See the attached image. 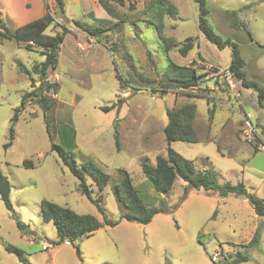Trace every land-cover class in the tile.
<instances>
[{"label": "rangeland", "instance_id": "rangeland-1", "mask_svg": "<svg viewBox=\"0 0 264 264\" xmlns=\"http://www.w3.org/2000/svg\"><path fill=\"white\" fill-rule=\"evenodd\" d=\"M169 3L175 7V13L170 9L159 18L154 15L158 3L153 0L111 2L117 25L108 26L107 31L92 39L73 24H67L61 14L57 22H65L71 29L68 28L60 45L56 67L47 76L51 82L58 81L56 93L40 90L43 79L33 72V67L43 61L40 47L33 45L32 50H27L15 39L0 37V170L9 181V198L16 218L24 224V230H19L0 199V264H226L236 252L248 258L237 264H264V224L258 223L257 241L249 244L244 238L245 223L255 224L248 201H224L213 191L210 192L216 195L190 189L187 196L192 197L181 204L186 184L181 178L177 177L171 190L160 196L142 173L141 161L154 165L157 155H166V110L183 101L194 102L200 114L194 121L197 136L217 139L170 142L169 147L193 161L196 171L212 170L217 182L223 185L240 182L243 167L264 170L263 152H249L252 145L246 143L235 154H227L231 151L228 139L225 134L219 137L226 118L238 122L232 108L222 105L220 100L237 99L224 91L212 93L217 104L211 108L213 114L209 118L207 109L213 101L203 98L206 95L201 86L211 83L207 66L228 67L231 48H219L198 31L197 9L192 0ZM206 7L213 32L237 44L246 79L264 90V0H206ZM145 12L150 17L141 19ZM53 26L58 27L56 31L61 30L59 25L51 24L45 32L54 33ZM161 36L172 38L178 45L188 37L196 40L188 55L182 57L175 46L165 51ZM170 62L192 65L199 75L197 87L190 92L174 88L166 79ZM164 85L168 87L161 93L158 88ZM31 90L43 92L48 112H43L41 100L28 97L14 125L12 144L4 148L14 109L20 106L22 95ZM239 91V100H248L245 111L256 114L260 110L257 91L249 88L246 96L241 88ZM262 104L264 107V99ZM201 115L205 121H201ZM62 123L75 128L73 144L64 146L75 162L90 160L110 176L102 190L87 177L91 196L102 207L103 214L80 192L78 179L51 149L46 126L53 141L61 143ZM25 161L32 166L24 165ZM121 169L128 172L147 203L161 205L165 211L147 224L120 220L115 226H104L68 241L69 245L53 244L56 229L51 222L42 220L41 200L79 214H91L100 221L103 215L118 221L120 212L111 185L119 182ZM7 243L23 251V260L5 250Z\"/></svg>", "mask_w": 264, "mask_h": 264}, {"label": "trees", "instance_id": "trees-1", "mask_svg": "<svg viewBox=\"0 0 264 264\" xmlns=\"http://www.w3.org/2000/svg\"><path fill=\"white\" fill-rule=\"evenodd\" d=\"M192 1L195 3L197 9L198 31L209 42L217 45L219 48H222L225 45H228L231 48V60L228 64V68L233 72L242 87L253 88L257 91V102L259 105L263 106L262 100L264 99V90L261 89L255 81L246 79L245 72L243 70L244 61L239 54L237 44L230 39L223 40L219 35L213 32L207 21L208 9L206 7V0ZM55 2L57 10L64 14L65 0H55ZM103 2H115L122 4L123 0H103ZM66 21H68V23L71 22V24L82 30L90 37L98 36L107 31L108 26L117 25L118 23L111 22L107 19H101L99 20V24L92 26L86 25L76 19ZM51 24L59 25L61 30L55 31L52 34L45 33V30ZM65 24V22L60 24L57 22L54 17V13L50 11L48 6L46 13L42 17L32 20L19 27L7 25L6 22L0 19L1 38L8 40L15 39L16 41L22 43L27 50H32L33 45L40 47V54L43 56V61H41L39 65H35L33 67V72L37 73L41 79H43L40 90H51L56 93L59 89L58 81L51 82L48 80L47 76L49 71L54 69L57 65L60 45L63 42L65 34L69 31ZM243 26L245 28L244 24ZM159 39L164 45L163 48L165 51H168L169 48L171 49V47L175 46L177 47L178 53L182 57L188 55L194 47L196 40L194 37H188L178 45V43L173 42L171 39H166L163 36L159 37ZM198 57L200 58V55ZM169 66L171 67V70L170 74L166 76V79L174 85V88L182 91L183 89H191L192 86L197 84L199 75L196 73V69L192 65H177L170 62ZM161 87L166 89L168 86L164 85ZM164 91L162 90L161 93ZM31 96H35L38 100H41L43 112H48V103L43 92L40 94H37L33 90L25 92L22 95L20 106L14 109L13 115L10 118L8 141L4 144V148H7L12 144L14 139V125L17 122L19 112L24 107L27 98ZM203 98L207 102L213 101V107L215 106V98L211 96H204ZM105 109L107 110V108ZM209 111L212 113L213 110L209 109ZM166 115L167 123L163 128L168 145L166 155H157L154 165H151L146 161L140 162L142 173L144 174L146 180L149 181L154 192L160 196L166 195L171 190L174 180L179 177L186 183L183 187V193L180 199L181 201L187 197L190 189L213 191L222 197L232 194L246 198L254 212L259 216H264V199L250 191L243 182H237L236 184L226 182L223 185H220L217 182L215 172L209 169L196 171L193 161L184 158L182 155L169 147L171 141H199L194 128V119L196 115L195 103L183 101L174 108L167 109ZM46 130L49 133L51 149L57 152L61 161L78 179V188L80 192L83 193L92 203H94L97 209L103 214L102 207L99 205L97 200L93 199L91 196V189L89 188L87 177H89L96 184L99 190H102L109 182V174L103 171L99 165L90 160L77 164L66 151L64 146H70L74 142L75 128L73 126L66 123H62L60 125L59 139L61 143H55L53 141V137L50 135L51 133L48 126H46ZM115 137L117 140L116 133ZM254 149L257 151L256 148ZM24 165L32 166V163L30 161H25ZM119 172L122 173V177L119 182L112 183L111 185V191L120 212L118 221L109 219L105 215H103V221H100L91 214H79L68 207L58 205L46 199L41 200L40 211L42 220L44 222H51L56 229L57 239L53 241V244H60L65 240L75 241L83 236H87L97 231L100 228H103L104 226H115L120 220L147 224L155 215L165 211L161 205L158 207L150 205L141 197L126 170L121 169ZM9 192V181L0 170V199L4 203L6 209L11 212L18 229L23 231L24 224L16 218L9 198ZM257 238L258 233H255L249 241V244L257 241ZM5 250L14 253L20 261L23 260V251L15 245L9 243L5 244ZM247 259L246 255L236 252L231 260L226 264H237L239 262L246 261Z\"/></svg>", "mask_w": 264, "mask_h": 264}, {"label": "crops", "instance_id": "crops-1", "mask_svg": "<svg viewBox=\"0 0 264 264\" xmlns=\"http://www.w3.org/2000/svg\"><path fill=\"white\" fill-rule=\"evenodd\" d=\"M153 1L158 3L156 13H154V15H156L157 17L161 18V15L163 16L165 12H170V9H172L175 13V7H173V5L171 3H169V0H153ZM110 3L111 2H103V0H65V8H64L65 12H64V14H62L55 7L56 6L55 0H0V19H2L4 22H6L7 25H10L13 27H19V26L24 25V24H26L32 20H35L39 17H42L46 13L47 6H48L50 8V10L54 13L55 19L58 21L61 20V14H62L65 21L76 19V20H79L86 25H92L93 26V25L99 24V20H101V19H107V20H110L111 22H117L118 21L117 15L113 11V9H112L113 6ZM142 16L143 17H141V19H144V17H146V16L150 17V14L148 12H145V14L143 13ZM135 19H138V18H135ZM66 23L71 24V22H69V23L66 22ZM68 28L71 29V27H68ZM53 30L54 31L58 30V27L54 28V26H53ZM88 38L92 39V37H90V36H88ZM166 39L172 40V38H166ZM200 54H198V56ZM201 56L203 57V59L207 60L202 54H201ZM241 90H242V94H243V91H245L244 95L246 96L247 95L246 92H247V90H249V88H244L241 86ZM223 91L229 93L226 89H220L216 92L224 93ZM229 95H230V93L228 94V96ZM166 98H167L166 96L163 97L164 100H166ZM220 101L222 102V105H225L226 107H229L228 106L229 104L236 103L235 100H220ZM251 101H253V100H251ZM214 102H215V104H217L216 100H214ZM247 102H248V100H240L242 109H244V105L247 104ZM257 105L260 108V110H258V112L256 114L255 113L252 114L251 112H249V113L252 116V119H253L255 126L257 127V129L260 132L261 140L264 141V112H263L264 107L259 105V104H257ZM211 108H213V106H210L207 109V111L209 113V118H212V115L210 116V111H209V109H211ZM212 114H213V111H212ZM198 115H200V114H198L196 112L194 121L196 120V117ZM237 117H238V115H237ZM201 121H205L203 116H202ZM240 124L241 123H240L239 117H238V122H236V123L230 122L229 119L226 118V120L222 123V126L220 127L219 132L222 131V133H220L219 137L222 136V134H225L227 139H228L227 145L229 147L231 146V151H230V153H227V154H231V155L235 154L237 151H239L242 148L243 144H246V142L242 139V137L239 134ZM198 138H199V141H208V140L215 139V138H212V139L211 138L210 139L200 138L199 136H198ZM215 140H217V139H215ZM247 145H249V144H247ZM250 147H251L250 148L251 150H248V151L251 153H255L256 151H255L254 147L253 146H250ZM259 152H261V151H259ZM220 153L222 154V152H220ZM262 155H264V154H262ZM254 156H256V155H254ZM240 171H241V178H240L241 181L240 182H244L246 184L247 188L251 189L252 192H254L256 195H258L264 199V170L260 169L259 167L251 169V170L250 169L246 170L243 167V168H241ZM208 192H202V193H203V195L214 194V193H211L210 191H208ZM214 195H216V194H214ZM190 197H192V195H188L182 201L181 204H184ZM220 197H222V196H220ZM232 197H234V198H231L228 195V196L222 197V199H224V201H233V199H242V200H240L242 204L247 203V199L244 198L243 196L232 195ZM248 208L253 211L252 217H253L254 223L256 225L253 224L252 226H250V224L245 223V226H244L245 237L244 238L247 239V242H249L251 240V238L253 237V235L255 233H259L258 232L259 231L258 230L259 229L258 223L261 222L262 224H264V216L257 215L254 212L251 205H250V207L248 206Z\"/></svg>", "mask_w": 264, "mask_h": 264}, {"label": "built area", "instance_id": "built-area-1", "mask_svg": "<svg viewBox=\"0 0 264 264\" xmlns=\"http://www.w3.org/2000/svg\"><path fill=\"white\" fill-rule=\"evenodd\" d=\"M32 43V42H30ZM209 72L207 73L210 76L211 83L204 84L205 86H201L204 89V93L206 96H211L212 93L220 90L226 89L235 100L236 103L229 104L232 110L238 115L239 120L241 122V137L246 142L251 144L254 148L258 151L264 153V141L261 140L258 129L255 126L254 122L252 121V116L249 112H246L241 107L240 103V91L241 85L237 81L236 77L234 76L233 72L228 67H218L215 68L211 65L207 66ZM197 86H192L191 89H183L182 91L190 92ZM159 90H163V88H158ZM179 90V89H177ZM181 91V90H179ZM64 245H69L67 240L64 241ZM43 248H47L46 245H43ZM216 256V253L213 257Z\"/></svg>", "mask_w": 264, "mask_h": 264}]
</instances>
